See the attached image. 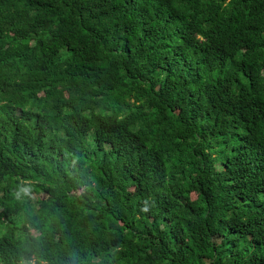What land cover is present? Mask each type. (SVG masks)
I'll return each mask as SVG.
<instances>
[{"label": "trees", "instance_id": "obj_1", "mask_svg": "<svg viewBox=\"0 0 264 264\" xmlns=\"http://www.w3.org/2000/svg\"><path fill=\"white\" fill-rule=\"evenodd\" d=\"M0 264H264V0H0Z\"/></svg>", "mask_w": 264, "mask_h": 264}]
</instances>
